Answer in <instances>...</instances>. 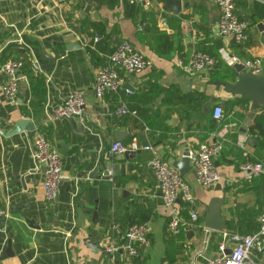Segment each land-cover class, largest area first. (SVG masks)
Masks as SVG:
<instances>
[{"label":"crops","instance_id":"obj_1","mask_svg":"<svg viewBox=\"0 0 264 264\" xmlns=\"http://www.w3.org/2000/svg\"><path fill=\"white\" fill-rule=\"evenodd\" d=\"M180 1L181 12L174 14L162 0L150 8L133 0H66L60 7L54 0H0V63L25 64L14 101L5 97L6 78L0 77V207L9 212L5 227L0 222L2 264H206L222 256L221 232L206 229L203 215L214 199L225 200V231L250 235L259 230L264 180H243L240 165L264 163L260 141L249 134L264 107L227 94L220 84L236 80L232 67L222 61L224 54L264 60L259 28L264 0H235L249 33L240 47L218 35L217 0ZM124 40L152 65L125 76L117 93L98 100L96 73ZM22 47L28 50L20 51ZM195 52L218 61L213 73L187 75L177 66L178 59ZM73 93L86 98L88 118L82 124L53 118L54 109ZM217 105L223 108L221 121L213 119ZM122 106L136 114L113 116ZM250 113L254 118H248ZM20 120L35 129L12 133ZM37 132L63 161L65 178L51 204L44 196L45 168L33 158ZM116 142H136L152 151L133 152L127 160L128 152L109 153ZM204 143L223 148L214 162L221 182L203 189L194 171L183 178L205 230L171 236L169 213L149 162L155 157L173 166ZM135 223L147 225L151 246L130 262L122 247L127 228ZM110 243L119 249L109 255L105 248ZM252 258L264 263V240Z\"/></svg>","mask_w":264,"mask_h":264},{"label":"built area","instance_id":"obj_2","mask_svg":"<svg viewBox=\"0 0 264 264\" xmlns=\"http://www.w3.org/2000/svg\"><path fill=\"white\" fill-rule=\"evenodd\" d=\"M57 6L65 5L66 0H54ZM137 4H143L150 8L155 0H133ZM220 13L218 35L235 46H242L249 40L248 24L241 20L236 13L235 0H217ZM186 31L189 26H185ZM222 61L227 67L241 64L245 69L257 77H264V60L255 58L243 60L234 55H223ZM217 60L204 52H195L186 60L178 59L176 64L187 75L211 74L217 67ZM151 61L141 54L129 41L119 43L114 51L107 56L106 64L100 68L95 76L94 91L98 100L106 94L117 93L124 84L127 75L140 74L151 67ZM25 64L21 60H10L0 63V77L6 81L2 86L3 93L8 100L14 101L19 93V75ZM39 64L33 62L35 73L40 71ZM122 106L113 113V116L135 115ZM54 119H75L80 124L86 122V98L81 93H73L65 98L54 109ZM213 119H223V108L215 106ZM4 136V130L0 121V138ZM33 158L35 162L45 168L44 196L47 203L51 204L57 198L58 190L65 176L63 173V161L60 154L53 150L44 134L37 132L33 142ZM152 151L151 146H140L136 142L128 145L116 142L111 145V155L125 154L127 152ZM221 145L208 143L201 144L196 150L189 151V161L195 171L196 181L203 189H209L221 182V177L215 166V159L221 155ZM264 154V151H263ZM160 184L162 198L169 213L167 231L171 236L178 237L184 234L186 229L194 231L205 230L195 211V197L189 183L180 175L168 160L153 157L149 162ZM242 179L252 181L264 174V163L261 161H246L240 165ZM187 212L188 219L183 216ZM9 212L0 207V220L8 217ZM259 230L250 235L223 231L218 250L221 257L211 259L206 264H264L253 260L254 251H261L264 240V214L259 219ZM126 245L122 248L126 252L128 261L141 259L142 249L151 246L149 229L145 224H131L125 233ZM119 249L116 244H109L105 251L110 255ZM0 264L1 260H0Z\"/></svg>","mask_w":264,"mask_h":264},{"label":"water","instance_id":"obj_3","mask_svg":"<svg viewBox=\"0 0 264 264\" xmlns=\"http://www.w3.org/2000/svg\"><path fill=\"white\" fill-rule=\"evenodd\" d=\"M165 5V9L168 11L179 14L182 9V3L180 0H162ZM260 31L262 33V43L264 46V25L259 26ZM23 49L20 51H27L28 49L25 47H22ZM69 49V47L67 48ZM55 59L52 61V65L54 63ZM232 74L235 77V83L230 84H220L225 87L227 94L236 97L237 99L247 100L258 107H264V77H257L253 75L252 73L248 72L245 67L241 64H235L232 67ZM255 114L250 113L248 115L249 119L254 118ZM35 129V125L31 122H28L27 120H20L16 123L15 128L12 133H20L24 130H30L33 131ZM133 152H128L125 154L126 159L130 160L131 158L128 157L129 154ZM136 152H134L132 155H134ZM189 152H186L184 154V158L181 161L174 162L173 166L174 168L180 173L182 177H184L187 173L190 171H194L193 167L189 161ZM39 167V165L37 164ZM195 173V171H194ZM110 176V175H109ZM108 176V178H109ZM264 191V189H263ZM225 200L222 199H214L211 201L207 211L203 214L204 215V222L205 227L208 230L214 231V232H223L227 230V222L225 218L222 216L221 207L224 205ZM0 222L3 223V227H5L6 224V218H3L0 220ZM39 230V228H36ZM88 241V240H87ZM85 243H88V242ZM8 248L7 252L11 249V242H7ZM90 245V244H86Z\"/></svg>","mask_w":264,"mask_h":264},{"label":"trees","instance_id":"obj_4","mask_svg":"<svg viewBox=\"0 0 264 264\" xmlns=\"http://www.w3.org/2000/svg\"><path fill=\"white\" fill-rule=\"evenodd\" d=\"M262 15V14H261ZM260 15V16H261ZM242 102V101H241ZM242 107L244 109L245 105L242 104ZM249 134L252 135V136H255L257 137V140L260 141V144H261V147L264 149V112L260 113L256 119H255V122H254V125H252L250 128H249ZM264 180L263 177L261 178H257V179H254V183H258V182H262ZM183 216L188 219V214L187 212H184L183 213ZM258 228H255L253 230V232H255ZM199 232V231H197ZM185 233V232H184ZM245 234V233H244Z\"/></svg>","mask_w":264,"mask_h":264}]
</instances>
